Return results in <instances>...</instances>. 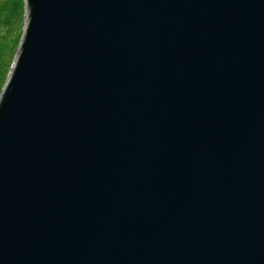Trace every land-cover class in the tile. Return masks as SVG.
I'll return each instance as SVG.
<instances>
[{
	"label": "water",
	"instance_id": "95a60500",
	"mask_svg": "<svg viewBox=\"0 0 264 264\" xmlns=\"http://www.w3.org/2000/svg\"><path fill=\"white\" fill-rule=\"evenodd\" d=\"M25 7L0 264H264V0Z\"/></svg>",
	"mask_w": 264,
	"mask_h": 264
},
{
	"label": "trees",
	"instance_id": "16d2710c",
	"mask_svg": "<svg viewBox=\"0 0 264 264\" xmlns=\"http://www.w3.org/2000/svg\"><path fill=\"white\" fill-rule=\"evenodd\" d=\"M25 0H0V95L17 47L24 37Z\"/></svg>",
	"mask_w": 264,
	"mask_h": 264
},
{
	"label": "rangeland",
	"instance_id": "374dc122",
	"mask_svg": "<svg viewBox=\"0 0 264 264\" xmlns=\"http://www.w3.org/2000/svg\"><path fill=\"white\" fill-rule=\"evenodd\" d=\"M28 15H27V9H26V7H25V15H24V29L27 27V24H28ZM23 39V38H22ZM19 53H20V48L19 47H17L16 48V50H15V54H14V56H13V62H12V64H11V68H10V71H9V73H8V75H7V80L10 78V76H11V71L13 70V68H14V66H15V60H16V58H17V56L19 55Z\"/></svg>",
	"mask_w": 264,
	"mask_h": 264
}]
</instances>
